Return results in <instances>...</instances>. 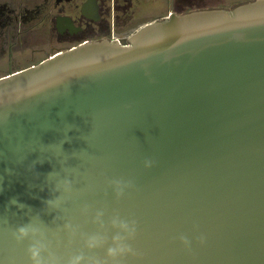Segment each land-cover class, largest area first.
Listing matches in <instances>:
<instances>
[{
  "label": "water",
  "instance_id": "95a60500",
  "mask_svg": "<svg viewBox=\"0 0 264 264\" xmlns=\"http://www.w3.org/2000/svg\"><path fill=\"white\" fill-rule=\"evenodd\" d=\"M117 178L134 184L121 198ZM115 214L137 222L119 264H264V0L173 14L128 44L87 42L0 78V264H28L10 232L30 219L64 255L83 234L110 243Z\"/></svg>",
  "mask_w": 264,
  "mask_h": 264
},
{
  "label": "flooded vegetation",
  "instance_id": "af4514ba",
  "mask_svg": "<svg viewBox=\"0 0 264 264\" xmlns=\"http://www.w3.org/2000/svg\"><path fill=\"white\" fill-rule=\"evenodd\" d=\"M248 0H0V78L73 47L128 44L153 21Z\"/></svg>",
  "mask_w": 264,
  "mask_h": 264
},
{
  "label": "clouds",
  "instance_id": "9594fccd",
  "mask_svg": "<svg viewBox=\"0 0 264 264\" xmlns=\"http://www.w3.org/2000/svg\"><path fill=\"white\" fill-rule=\"evenodd\" d=\"M154 163L155 161L152 159H145L143 162L145 168H151ZM109 184L117 198L123 197L126 191L134 186L132 180L119 178L110 180ZM10 203L21 210L27 207L15 199ZM45 203L47 204L48 201H45ZM103 216L104 213L102 211H97L96 219L101 224V229L104 228ZM109 225L114 230L110 243L109 238L102 230L83 234L81 236V249L67 252L64 255L58 251L56 244L31 219L24 224L15 226L11 230L10 235L17 244H26L25 253L28 264H88L86 253L97 249H103L104 256L100 258L103 264H119L122 257L136 254L130 242L136 237L137 222L134 219H123L118 214H115L111 217ZM65 227L68 229L72 228L71 225H65ZM177 238L185 247L191 246L192 241L187 235L180 234ZM197 239L201 243L204 241L203 235L197 237Z\"/></svg>",
  "mask_w": 264,
  "mask_h": 264
}]
</instances>
